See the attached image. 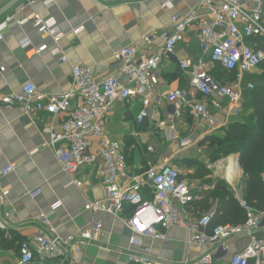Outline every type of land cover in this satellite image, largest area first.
<instances>
[{
	"label": "crops",
	"instance_id": "crops-1",
	"mask_svg": "<svg viewBox=\"0 0 264 264\" xmlns=\"http://www.w3.org/2000/svg\"><path fill=\"white\" fill-rule=\"evenodd\" d=\"M31 0H2L0 2V22L6 15L13 21L0 31V94L19 92L26 81H33L37 90L44 94H58L66 90L71 81V66H89L94 75L104 78L115 71L113 53L123 46L139 44V51L146 54L155 52L162 41L158 38L148 46L141 41L144 36L160 30H172L170 16L175 12L186 14L195 8L199 0H54L46 6ZM252 8V0H241ZM37 13L43 18L52 17L65 36L59 46L67 57L61 62L59 57L48 50L39 54L31 51L42 44H51L49 37L39 34L31 23L17 25L16 22ZM83 29L74 34L73 29ZM25 40L30 45L25 46ZM201 56L196 40V28L190 27L185 40L179 43L170 58L159 66L160 83L148 93L151 101L158 103V109L142 123H138L139 100L128 102L117 100L106 123L105 133L109 139L117 140L127 152L129 174L142 173L148 164L159 166L165 159L182 170L189 183L200 190L213 188L217 178H224L230 184H240L234 189L237 199L241 193L243 169L232 162L231 157L220 161L227 167L217 174V163L204 154L206 136L221 131L231 121L241 115L226 110V100L221 110L210 107L220 118V127L209 129L206 121L195 122L189 115L174 122L169 129L164 113L163 94L174 88L188 90V75L178 68V62L189 59L193 62ZM258 73V69L254 72ZM250 109L248 112H251ZM60 114L57 121H63ZM50 115L38 113L28 116L20 107L0 106V170L8 164L15 169L0 178V189L8 194L0 205V216L9 212L6 227L0 231V264H13L18 256L20 243H32L41 228L40 214L49 219V224L60 240L69 236L75 239L83 230L100 222L101 229L95 242L75 240L72 245L62 244L63 264H114L127 262L128 254L142 253L151 248L153 258L181 264L200 257L205 248H195L187 244L188 234L180 227L166 230L165 239L139 236L125 223L134 210L126 206L116 216L102 210H88L86 204L99 202L104 198V189L97 175V167H82L74 176L66 173L53 151L43 146L48 139ZM168 124V123H167ZM190 137L194 142L190 147H181L179 139ZM88 151L96 152L99 139L91 137ZM151 147L152 150H148ZM198 148L202 153L198 152ZM233 156L235 161L236 155ZM239 162V161H238ZM219 163V162H218ZM211 168H207V165ZM238 168V170H237ZM214 172V173H213ZM237 172L239 173L237 176ZM237 176V178H236ZM81 185L71 183L73 178ZM39 190L37 195L30 192ZM238 201V199H237ZM209 211H215L213 205ZM203 213L205 211H202ZM214 213V212H213ZM134 236L135 242H130ZM257 236L264 238L261 231ZM246 239L229 241V251L218 258L217 263H226L231 254L241 250ZM134 264V263H131Z\"/></svg>",
	"mask_w": 264,
	"mask_h": 264
},
{
	"label": "built area",
	"instance_id": "built-area-1",
	"mask_svg": "<svg viewBox=\"0 0 264 264\" xmlns=\"http://www.w3.org/2000/svg\"><path fill=\"white\" fill-rule=\"evenodd\" d=\"M2 0H0L1 2ZM46 6L54 0H31ZM253 7L247 8L241 0H199L197 6L186 14L175 12L170 16L173 29L151 32L143 37L148 46L156 38L162 45L151 54L139 51V44L123 46L113 53L115 71L104 78L94 75L89 66L73 64L69 87L58 94H44L37 90L36 84L29 80L22 84L19 92L0 94V106L20 107L28 116L38 113L50 115L48 139L43 144L49 147L62 169L74 176L84 166L95 165L97 175L104 189V198L99 202H90L88 210H102L114 216L123 212L126 206L134 210L126 219V225L139 236L152 239H165L166 230L171 227L183 228L187 234V244L195 248H205L204 253L193 261L181 264H264V209L249 206L243 198L238 202L246 212L242 224L216 225L210 229L212 211L200 212L194 207L201 198L200 189L187 180L186 174L165 159L159 166L147 165L139 174H129L127 157L121 142L109 139L105 133L109 114L117 100L133 102L139 100V112L136 120L140 124L158 109V103L151 101L149 92H153L160 83L159 66L171 57L179 43L184 42L190 27L196 28V40L201 56L194 62L189 59L178 62V68L188 75V90L174 88L163 94L164 113L168 118L169 129L174 128L176 120L183 119L187 108L195 122L206 121L209 129L220 127V118L212 113L210 107L221 110L226 100V110L238 114L242 110V92L245 77L254 73L264 59V51L257 44L247 43L250 37H264V0H252ZM13 21L12 15H6L0 22V31ZM31 23L35 30L50 38L51 44H42L31 51L39 54L49 51L66 62L60 41L65 34L52 17L43 18L37 13L16 22L17 25ZM83 29H73L78 34ZM30 45L28 40L23 43ZM220 68L226 72L217 80L212 71ZM228 74H233L229 78ZM252 82H246V88L253 89ZM65 114L63 121H57ZM91 137L99 139L96 152L88 151ZM181 147L194 144L190 137L179 139ZM148 150H152L148 147ZM198 152L202 153L198 148ZM220 162V161H219ZM239 165V164H238ZM211 168V165H207ZM15 169L8 164L0 170V178ZM73 178V177H72ZM264 181V172L261 174ZM71 183L81 185L73 178ZM207 190V189H205ZM40 191L33 190L32 196ZM8 191L0 189V205ZM11 214L0 216V231L6 227V219ZM41 228L33 242L20 243L17 258L13 264H63L62 244L69 246L75 240L95 242L101 229L100 222H94L91 228L83 230L78 239L69 236L60 240L54 235L49 219L40 214ZM246 239V245L231 254L226 263H217L223 254L229 251V241ZM135 237L130 242H135ZM170 264L153 258L151 248L145 247L142 253L128 254L127 262L114 264ZM75 264V263H69Z\"/></svg>",
	"mask_w": 264,
	"mask_h": 264
},
{
	"label": "trees",
	"instance_id": "trees-1",
	"mask_svg": "<svg viewBox=\"0 0 264 264\" xmlns=\"http://www.w3.org/2000/svg\"><path fill=\"white\" fill-rule=\"evenodd\" d=\"M255 42L264 51V37H250L248 44ZM261 72L246 75L242 92V111L249 105V114L243 120L231 121L221 129L222 134L206 136L202 141L207 144V157L216 161L221 156L239 153V164L243 169L241 193L249 206L264 209V59L260 62ZM212 75L221 80L226 74L220 68L213 70ZM233 78V74H228ZM252 82L253 89L246 88V82ZM243 112H241V115ZM186 115H191L189 108ZM206 151V150H205ZM126 157L127 152L124 150ZM238 163V161H237ZM239 166V165H238ZM201 198L194 207L200 212H207L213 205L210 229L216 225L242 224L246 212L234 196L233 190L221 179L217 178L213 188L199 191ZM249 264H252L250 262Z\"/></svg>",
	"mask_w": 264,
	"mask_h": 264
},
{
	"label": "rangeland",
	"instance_id": "rangeland-1",
	"mask_svg": "<svg viewBox=\"0 0 264 264\" xmlns=\"http://www.w3.org/2000/svg\"><path fill=\"white\" fill-rule=\"evenodd\" d=\"M261 72V69H260V67L258 68V73L257 74H259ZM249 105H246L245 106V108L243 109V115H241L237 120H243L248 114H249ZM219 134H222V131H215V132H212V135H219ZM207 144H210V142H208V143H205L204 145H205V150H204V154H205V156H207V149H208V145ZM230 155H236L235 157H236V159H238V161H239V153H230V154H228V155H226V156H221V157H219L217 160H216V163H217V174L218 175H221V173L223 174L224 173V170L227 168V167H222L221 165H220V162L219 161H221V160H223V159H225V158H227L228 156L229 157H231V158H233V156H230ZM219 162V163H218ZM235 163V166L237 167V162L235 161L234 162ZM238 164H239V162H238ZM237 170H238V168H237ZM214 173V172H213ZM239 173H240V164H239ZM238 172H237V176H238V174H239ZM237 176H236V178H237ZM219 179H221V180H223L233 191H234V189L233 188H240V184H236V183H232V184H230V183H228V182H226L225 180H224V178H219ZM242 185V184H241ZM238 190V189H237Z\"/></svg>",
	"mask_w": 264,
	"mask_h": 264
},
{
	"label": "bare ground",
	"instance_id": "bare-ground-1",
	"mask_svg": "<svg viewBox=\"0 0 264 264\" xmlns=\"http://www.w3.org/2000/svg\"><path fill=\"white\" fill-rule=\"evenodd\" d=\"M232 162L234 163L235 162V159H234V157L232 158ZM235 164V163H234Z\"/></svg>",
	"mask_w": 264,
	"mask_h": 264
},
{
	"label": "water",
	"instance_id": "water-1",
	"mask_svg": "<svg viewBox=\"0 0 264 264\" xmlns=\"http://www.w3.org/2000/svg\"><path fill=\"white\" fill-rule=\"evenodd\" d=\"M236 160L238 161V159H236ZM213 212H214V211H213ZM213 212H212V213H213Z\"/></svg>",
	"mask_w": 264,
	"mask_h": 264
}]
</instances>
